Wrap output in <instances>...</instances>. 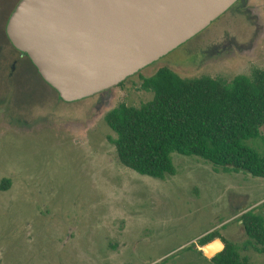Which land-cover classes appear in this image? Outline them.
Wrapping results in <instances>:
<instances>
[{"label": "rangeland", "instance_id": "374dc122", "mask_svg": "<svg viewBox=\"0 0 264 264\" xmlns=\"http://www.w3.org/2000/svg\"><path fill=\"white\" fill-rule=\"evenodd\" d=\"M18 1L0 0V23ZM162 68L227 82L264 71V0H239L122 86L82 101L38 92L30 114L15 120L17 87L0 80V185L10 181L0 190V264H209L206 247L190 250L205 235L247 240L240 219L250 210L264 217V179L175 153L176 175L158 180L118 158L104 117L120 104L151 101L140 75ZM242 256L264 264L263 252Z\"/></svg>", "mask_w": 264, "mask_h": 264}, {"label": "trees", "instance_id": "16d2710c", "mask_svg": "<svg viewBox=\"0 0 264 264\" xmlns=\"http://www.w3.org/2000/svg\"><path fill=\"white\" fill-rule=\"evenodd\" d=\"M140 77L153 92V99L140 107L120 104L104 117L116 134L112 143L126 168L165 180L176 175L172 155L177 153L200 158L226 173L264 179L263 70L255 69L250 76L240 75L229 82L208 76L183 78L169 68L149 78ZM250 140H260L263 148L250 146ZM9 184L8 179L3 180L0 190H8ZM240 220L247 236L242 245L214 231L190 250L206 247L207 256L212 257L218 243H209L220 239L225 248L209 264H248L243 251L264 253V217L250 210Z\"/></svg>", "mask_w": 264, "mask_h": 264}, {"label": "water", "instance_id": "95a60500", "mask_svg": "<svg viewBox=\"0 0 264 264\" xmlns=\"http://www.w3.org/2000/svg\"><path fill=\"white\" fill-rule=\"evenodd\" d=\"M238 1L21 0L7 35L65 102H77L118 87ZM214 242L210 259L225 248L222 240Z\"/></svg>", "mask_w": 264, "mask_h": 264}, {"label": "flooded vegetation", "instance_id": "af4514ba", "mask_svg": "<svg viewBox=\"0 0 264 264\" xmlns=\"http://www.w3.org/2000/svg\"><path fill=\"white\" fill-rule=\"evenodd\" d=\"M20 1L21 0H19L15 4V6L11 8V10L4 18L3 22L0 23V80L8 81L10 83L15 82L13 84L17 87L18 100L16 103L17 105L19 104V109L16 110V108H13V110L16 111L11 114L17 116L16 118H13L15 120H18V116L24 117V111L30 114L32 110L31 105L33 103V101L31 100L38 92L42 94H45L47 92L54 93V96L58 100L63 103L65 102L60 97L59 93L44 80L38 68L34 65L30 57L26 53L18 50L11 43L7 35V23L13 12L16 10V7L20 3ZM7 111L8 109L6 107L4 108L3 113L5 114ZM27 124L28 123L26 122L24 126H27Z\"/></svg>", "mask_w": 264, "mask_h": 264}]
</instances>
